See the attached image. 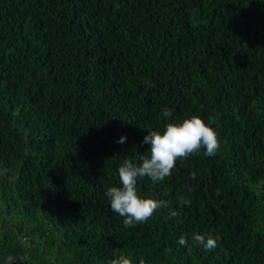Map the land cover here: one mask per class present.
Returning a JSON list of instances; mask_svg holds the SVG:
<instances>
[{"label":"trees","instance_id":"16d2710c","mask_svg":"<svg viewBox=\"0 0 264 264\" xmlns=\"http://www.w3.org/2000/svg\"><path fill=\"white\" fill-rule=\"evenodd\" d=\"M192 115L215 122L219 152L139 178L141 197L168 206L125 227L106 196L119 166ZM121 253L264 264V0H0V264Z\"/></svg>","mask_w":264,"mask_h":264},{"label":"clouds","instance_id":"9594fccd","mask_svg":"<svg viewBox=\"0 0 264 264\" xmlns=\"http://www.w3.org/2000/svg\"><path fill=\"white\" fill-rule=\"evenodd\" d=\"M162 115L165 118L172 116V110L164 108ZM215 123L209 119L206 122L199 115H192L182 122H168L163 132L151 131L145 136L143 143L150 144V155H141L140 163L133 159H124L118 168L119 184L111 186L106 190L111 210L123 217L125 227H135L143 224L153 217L155 212L167 207L168 202L162 199L141 197L137 190L139 178L148 177L154 183L162 182L172 175L178 160H186L190 156L199 153L202 149L204 155L214 157L221 148L219 133L212 127ZM127 137H121L118 143H125ZM196 174L192 173L190 179H195ZM181 204H189L191 201L180 197ZM179 213L176 210L170 211V216L175 217ZM219 236L196 234L193 240L202 245L206 250H213L217 247ZM178 243L181 246H188V241L181 236ZM192 248L188 246V252ZM109 264H133L129 255L119 254ZM138 264H145L143 259Z\"/></svg>","mask_w":264,"mask_h":264}]
</instances>
